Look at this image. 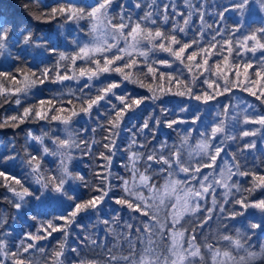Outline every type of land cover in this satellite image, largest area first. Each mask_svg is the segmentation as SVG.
<instances>
[{
    "label": "snow or ice",
    "instance_id": "1",
    "mask_svg": "<svg viewBox=\"0 0 264 264\" xmlns=\"http://www.w3.org/2000/svg\"><path fill=\"white\" fill-rule=\"evenodd\" d=\"M249 3L250 0H233L230 6H224L223 10L217 13L218 21L214 23L222 22L224 14L230 10L243 15ZM257 3L264 11V0H257ZM184 4L188 9L187 12L178 9L174 0L171 4H158L157 0H150L148 3H143V0H134V7L142 12V15L135 20L125 11V5L117 3V0H96V3L87 7L65 3L52 7L50 12L41 13L40 16L35 17L56 19L61 16L65 21L87 19L91 22V32L99 33V35L93 36L92 43L79 46V51L74 55L60 53L59 60L52 69L47 67L41 69L39 65L36 71L28 69L22 86H15L19 85L20 81L11 70H0V78H3L0 81L2 102H7L10 97L15 96L17 106L22 103L21 94L26 96L32 88L44 85L46 81L63 83L77 79L79 82L80 79L86 78L78 89L81 93L77 97L80 104L79 110L73 108L68 116L59 114L49 116L35 107H24L21 113L7 115L0 119V128L19 127L29 117L49 122L58 121L65 126L64 138L50 137L48 132L41 136L28 134L33 141L42 146L44 154L60 157V175L42 176L41 157L31 153H27L22 162L36 176L37 183L67 196L74 202L66 216L57 218L65 221L63 225H56L52 221L42 222L36 233H27L25 238L20 240L15 251L9 248L7 240L9 234L3 231L7 221L0 218V264H9V261L11 264H36L30 259L33 251H38L45 256V264H85L84 259L80 257L79 248H70L67 244L69 230L73 224H76L77 217L81 214L88 212L99 214L107 199H112L116 205L140 213L147 219L142 221L141 226L135 228L134 233L133 225L126 224L128 229L126 234L112 232V225L119 226L118 214L111 219L101 221L114 237L111 246L103 245V264H264V245H261L258 250L253 249L250 243L251 235L243 234L239 229L230 230L226 223L230 219L244 215V211H237L236 206L243 210L256 208L264 212V195L258 199L252 198L257 190L264 193V170L260 167L264 165V159L260 160L259 165L253 162V167L249 169L247 161L242 162L240 156L234 152L231 154L230 161L218 164V160H223L221 154L225 152V142L235 141L238 138L236 135L228 134L227 117L233 108L231 103L221 105V112L217 115L224 118L218 119L210 131L199 133L200 139L194 146L189 143L193 131L191 129L180 138L179 145L169 147L166 143H161L159 148L155 145L149 147L150 141L141 143L136 138L138 133L133 132L125 149L127 162L123 164L130 173V179L117 177L122 181L121 194L110 196L114 187L111 183V164L119 148L117 138L120 135V126L129 112H134L146 101L160 100L162 95L172 93L180 97L189 96L207 104L217 101V97L231 93L234 88H239L264 105V25L250 28L244 35L238 36L243 22L241 27L232 30H222L219 27L213 29V25L205 20L203 3L195 5L192 0H184ZM114 5L120 9L119 12H115ZM194 16L198 17L201 27L195 30L194 38L185 40L184 36L193 30ZM166 25L168 27H164ZM205 26L213 30V35L210 41L202 44ZM13 30L14 26H9L7 20H0V55L8 50V41L12 37ZM223 31L228 32L227 38L223 41L217 40L216 37L223 35ZM121 41L124 42V47L120 46ZM17 44L20 46V52H23L25 47L43 46L35 40L31 29L20 31L19 39L13 42V46ZM50 51L55 54L56 49L51 48ZM20 52L13 58L24 63L26 58ZM156 52L166 53L172 59L161 58L150 62V57ZM225 52L227 55H224ZM257 52L261 55L255 67L251 60L230 61L233 54L239 58L243 53H251L255 56ZM214 56L220 59L213 60ZM137 57L144 58L143 64L147 67L145 78L151 77L152 81H157L155 89L150 82L146 84L143 80L134 78L133 70L140 63ZM65 60H70L73 68L76 69L72 75L68 74L67 66L63 74L58 71L60 61ZM77 60H85L86 65L76 68ZM177 63L187 70V76L182 71L165 72L155 66L160 65L171 69ZM229 69L232 70L231 76ZM23 71V68L16 69V72ZM53 72L56 73L55 77L52 76ZM111 74L118 75L120 80H108L107 76ZM242 75L243 79H241ZM5 81L14 87L6 86ZM124 82L136 84L140 88L146 87L152 95L137 97L131 93H118L116 90ZM198 84L206 87H201V90L197 92L195 89ZM173 87L176 88L175 92H172ZM71 94L75 95V93ZM113 97L119 102L118 105L112 102ZM101 102L110 105V109L97 113L98 116L104 117V121L98 124V128L106 135L101 141L92 140L89 143L87 139L80 138L77 143L71 129L73 117L80 114L91 117L94 109L102 107ZM39 103L51 105L52 101L41 100ZM68 103L72 104V101L69 100ZM240 103L238 101L236 107H239ZM242 103L244 104L243 115L241 117L237 114V121L244 125L258 127L240 130L239 138L256 137L261 128H264V112H257L247 102ZM248 109L252 111L249 112ZM50 111L62 113L67 110L61 106L52 108ZM160 111L165 119L149 117V120L144 121L140 126L139 133L148 130L152 139H155V128L161 124L172 129L173 125L186 122L176 119L167 120L166 109L161 108ZM199 118L198 115L195 116L191 123L195 124ZM92 131L96 132L97 129ZM219 137L223 139L216 143ZM45 138L52 139V143L56 145L55 150H50L44 145ZM94 144L101 145L105 150L98 152L99 158L106 162L102 166L105 174L97 173L100 183L91 186V194L87 199L69 196L64 187L67 180H84L79 173L73 175L69 170V164L73 158L72 149L83 146V154L91 155ZM256 148V141L249 140L238 147L237 152L243 154L245 151ZM138 149H144V151ZM17 158L16 155H0V169H2L0 177H3L5 182L14 181L15 185L19 186L18 189L8 183L4 185L12 196L18 198L8 202L16 209H20L22 207L20 201L32 196L33 193L8 172V168L15 164ZM204 169L211 171L204 172ZM160 176L163 177L164 183L158 187L156 178ZM233 177L241 179L233 180ZM248 177H251V180L245 184L243 178ZM217 188H222L223 193L218 194ZM218 195H222L223 199L218 200ZM5 199L8 200V197ZM209 199L212 207L205 206ZM229 204L232 205L231 208L226 207ZM162 208L167 209L163 220L160 217ZM217 209L220 214L218 217L220 228L211 237V240L216 241L214 244L202 231L198 234L197 227L203 229L208 221L213 219V213ZM201 212L205 215L198 220L197 227H185L181 224L186 216L191 217ZM177 225L180 227L177 228ZM77 226L87 230L85 226ZM249 227L255 230L260 229L262 225L251 223ZM53 232L63 233L64 240L57 243L51 254H46V250L39 247L38 242L52 236ZM97 240L98 238L89 235L84 237L83 242L101 247ZM137 245L140 247L138 248ZM241 250L244 255H233V251L238 254ZM89 264H100V262L91 261Z\"/></svg>",
    "mask_w": 264,
    "mask_h": 264
},
{
    "label": "trees",
    "instance_id": "2",
    "mask_svg": "<svg viewBox=\"0 0 264 264\" xmlns=\"http://www.w3.org/2000/svg\"><path fill=\"white\" fill-rule=\"evenodd\" d=\"M150 0H143V3H148ZM173 0H157L158 4L169 3L171 4ZM178 9L181 11L187 12L188 9L184 4V0H174ZM65 3L78 4L81 6H90L96 3V0H0V20H7L9 26H14L13 34L11 39L8 41V50L4 52L3 55H0V70L8 71L11 70L17 75L19 85L22 86L25 75L28 69L36 71L37 65L41 69L47 67L52 69L59 60L60 53H65L68 55H74L79 51V46L83 44L92 43L94 33L91 32V22L87 19L80 21H65L63 17L58 16L56 19H37L41 13L50 12L52 7L62 5ZM117 3H123L125 5V11L132 15L133 20H135L139 15H142L140 9L134 7V0H117ZM192 3L195 5L204 4L203 11L205 12V20L208 24L213 25V29L219 27L222 30L228 29L232 30L237 27L244 29V25L248 23L245 27L244 33H246L251 28L250 23H255L261 25L264 21V17L254 12L248 7L243 15L237 11H227L224 14V19L222 22L214 23L218 21L217 13L222 11L224 6H230L233 3V0H192ZM115 12H119L120 9L116 8L114 5ZM179 19V18H177ZM256 19V20H254ZM263 25V24H262ZM164 27H168L167 25ZM201 27V22L198 17H193V25L191 31L188 32L187 36H184L185 40H191L196 35L195 30ZM31 29L34 33L35 40L43 45L42 47H25L23 52H20V46L17 44L13 46V42L19 39V33L21 30ZM213 35V30L208 29L205 26V34L201 43H206L211 40ZM240 36V34H237ZM228 32L223 31V35L216 37L217 40L223 41L227 38ZM121 47H124V42L121 41ZM55 48L56 52L53 54L50 49ZM191 51V50H189ZM20 52L26 58V62L22 63L15 60L13 57ZM224 55H227L225 52ZM167 58L172 59L166 53L156 52L150 57L151 60ZM4 61H3V60ZM140 63L137 65V68L133 70L134 78L143 80L146 84L151 83L152 87L155 89L157 87V81H152L151 77L145 78V73H147V67L143 64V57H137ZM199 59V57H198ZM213 60L220 59V57L214 56ZM235 59L236 62H242L244 60H251L253 65L258 62L256 56H249L242 54L241 57L236 58L235 54L230 57V61ZM211 63V61H210ZM85 60H77L76 68L80 66H85ZM67 66L68 74L72 75L76 70L73 68L70 60L60 61V67L58 71L63 74L65 67ZM92 66V65H87ZM158 68L165 72H183L185 76L188 75L187 70L183 65L174 64L173 68H163L160 65H155ZM23 68V72H16L17 68ZM231 69H229V75L231 76ZM251 69L249 72L251 73ZM243 72V69H241ZM56 73L53 72L52 76L55 77ZM86 78L80 79L77 82V79L70 81H64L63 83H52L46 81L44 85H38L32 88L28 94L25 96L20 95L22 101L20 106L15 104V96L10 97L7 102H2L3 98L0 97V119L7 115H14L21 113L24 107H35L38 110H41L47 113L49 116L53 114H59L61 116L70 115V110L73 108L79 110L80 104L77 100V97L81 95L78 89L84 83ZM103 79V77H102ZM108 80H120V77L116 74H111L107 76ZM243 79V75L241 76ZM3 78H0L2 81ZM98 83V82H97ZM6 86L14 87V85L8 84L5 81ZM167 87V85H166ZM201 87H206L199 85L196 87V91L199 92ZM118 93H131L135 96L141 95H152L148 92L147 88H140L136 84L124 82L122 86L116 90ZM176 88L173 87L172 92H175ZM71 93H75L72 95ZM235 97H241L249 102L257 112H264V105H261L254 97L250 96L248 93L241 91L239 88H234L231 93L226 94L225 96L217 97V101H212V104H218V109L214 107L209 108L207 111L203 110V107L206 105L202 101H197L189 96H175L172 93L167 95H162L160 100L156 101H146L134 112H129L123 123L121 124V130L119 138H117V144L119 145L116 155L113 156L111 164V183L114 186L113 191L110 193V196L120 195V186L122 181L117 177H123L125 179H130V173L123 167V164L127 162V152L125 149L128 146L132 138V133H138L137 139L141 143L150 141L149 147L155 145L159 148L161 143H166L169 147L173 145H179L180 138L186 133L187 130H193L192 136L189 141L191 145H195L198 139H200L199 133L205 132L206 130L210 131L212 125L218 120L223 119V116H218L217 113L221 112V105L231 103L233 108L227 117L228 124V134L236 135L238 138L233 140H227L225 142V152L222 153L225 159L228 157L231 160V154L237 153L240 156L242 162L247 161V167L251 169L253 167V162L257 165L260 164V160L264 159V128H261L256 137H248L244 139L239 138L240 130H247L255 127H245L246 125L241 124L237 121L236 116L239 114L242 117V112L239 107H236L237 103ZM52 101V104L47 103L41 105L39 101ZM71 100L72 104H69L68 101ZM112 102L119 104L115 98H112ZM102 107L99 109L93 110V115L91 117L80 114L76 117H73V122L71 124V129L74 136L76 137L77 143H79L80 138L87 139L89 143L92 140L101 141L102 137L106 133L102 132L98 128V124L104 121L103 116H98V112H104L105 110L110 109V105L101 102ZM63 106L67 111L62 113H55L50 111L52 108H59ZM161 108L166 109V119L167 120H183L185 123H178L173 125L172 129L167 128L164 124H161L159 127L155 128V139H152L151 134L148 130H145L143 133H139V128L142 126L143 122L149 120V117H160L164 120L165 116L161 113ZM184 108L185 111L180 109ZM250 112V110H248ZM216 112V113H215ZM214 113L216 115H214ZM199 116V120L192 124L191 121L195 116ZM230 115H232L230 117ZM234 115V117H233ZM233 117V119H231ZM64 125L58 121L49 122L47 120H40L34 117H29L19 127H5L0 128V155L10 154L18 156L15 164L8 168V172L11 175H14L16 179L21 181V184L28 188L29 191L33 193L32 196L25 197L23 201H20L22 207L16 209L13 207L9 200H17L18 198L12 196V193L8 191L5 187V183L16 186L19 189L18 185H15L14 181L5 182L3 177H0V218H3L7 221L3 231L7 232L9 248L12 251L16 250V247L19 245L20 240L24 239L27 233H36L37 229L41 227L42 222L52 221L56 225H63L65 223L62 219H57L62 216H66L73 206V201L69 200L67 196L60 193H56L51 190V188H45L41 183L36 182V176L32 174L31 170L27 167L25 163L22 162L23 158L27 153L41 157V175L44 177L60 175V157L44 154L42 151V146L33 141L29 137V133H32L36 136H41L43 133L48 132L50 137L59 136L60 138L65 137ZM258 127V126H256ZM92 129H97L96 132H93ZM260 135V138H259ZM219 137L216 143L220 142ZM249 140H255L257 143V148L251 151H245L243 154L237 152L238 147L242 146L245 142ZM230 143V145H229ZM44 145L49 147L50 150H55L56 145L52 143V139L45 138ZM83 146L81 148L72 149V160L69 164V170L75 175L79 173L84 177L83 181L78 179H68L65 184V189L69 196L79 197L87 199L91 194V186L99 184L100 181L97 178V173L101 175L105 174L103 171V165L106 163L103 159L99 158L98 152L105 151L101 145L94 144L92 145V154H83ZM139 151H144V149H138ZM86 152V149H84ZM221 154V155H222ZM264 170V165L260 166ZM2 170V169H0ZM241 179V178H239ZM246 184L247 181L251 180V177L243 178ZM164 182L162 176L156 178L157 186L159 187ZM85 185H88L87 187ZM55 193V194H52ZM147 196V192H145ZM264 193L260 190H257L253 194V199L260 198ZM8 197V200L5 199ZM237 211H244V215L237 217L235 222L239 227H243L247 232L245 234L251 235V245L253 249L258 250L261 245H264V212L256 208H249L247 210L240 209L239 206H236ZM167 209H161L160 217L163 220L165 218V212ZM252 211L254 216L248 215ZM119 215V226L112 225V232H124L127 233L128 229L126 224L133 225V233L136 227L141 226L143 220H146L147 217H143L140 213L133 212L126 207L116 205L112 199H107L103 207L100 209L99 214H93L88 212L81 214L77 217L76 224H73L69 230L67 237V244L70 248L77 247L80 250V257L84 259L85 264H89L91 261H99L100 264H103L104 260V251L103 245L111 244L114 242V237L112 232L106 229V226L101 223L104 219H111L115 215ZM33 217L35 219H33ZM248 220V224H244L245 220ZM251 223L261 224L260 229H251L249 225ZM77 225H82L86 227V231L83 227ZM243 225V226H242ZM169 226L170 223H169ZM93 236L98 238L97 242L101 247H95L90 243H84L85 236ZM64 240L63 233L53 232L52 236L48 237L45 240L39 241V247H42L46 250V254H51L52 250L57 246L58 242ZM139 248L140 245H137ZM30 259L34 260L36 264H45V256L38 251H33L30 255ZM9 264L11 262L9 261Z\"/></svg>",
    "mask_w": 264,
    "mask_h": 264
},
{
    "label": "rangeland",
    "instance_id": "3",
    "mask_svg": "<svg viewBox=\"0 0 264 264\" xmlns=\"http://www.w3.org/2000/svg\"><path fill=\"white\" fill-rule=\"evenodd\" d=\"M248 7H250L249 9H252V11L254 10V12L257 11V13H259L260 15H262L264 17V11L261 10L259 4L257 3V0H250V3H249V6ZM254 20H256V19H254ZM256 23L257 22L250 23V24H252L251 25V28H255V27L262 26V24L264 25V21H263V23H261V25H259V24L257 25ZM246 25H248V23L244 25V29H242L241 32L239 33L240 36H242V35L245 34L244 32H245V30H247V27H248V26L245 27ZM248 29H250V28H248ZM95 35H99V33H95ZM244 54L245 55H249V56H253L251 53H244ZM260 55H261V53L260 52H257L255 56L258 58ZM234 99H235L236 103H238V101L241 102L240 105H239V108H240V110H241V112L243 114L244 104L242 102H247L248 104H249V102L246 101L245 99L241 98V97H235ZM212 103H213L212 101L209 102V103H207L203 107V110L204 111H207L209 108H212V107H214L215 109H218V108H216V107H218V104H212ZM248 110H250V112L252 111V109H248ZM215 113H214V115H216ZM231 116L232 115H230V117ZM233 117H234V115H233ZM233 117L231 119H233ZM248 126L249 127H252V125H248ZM245 127H247V125ZM260 133H262V131ZM259 138H260V135H259ZM229 145H230V143H229ZM221 156L223 157V160H218V164H223L224 161H230V159L228 157L225 159V157H224L223 154ZM203 171L204 172H210L211 170L210 169H204ZM237 179H239V177H233V180H237ZM223 191L224 190L222 188H217L216 189V192L218 194H222ZM233 191H235V189H233ZM52 194H55V193H52ZM222 199H223L222 195H218V200H222ZM205 206L212 207V204H211V200L210 199L205 203ZM226 207L227 208H231L232 205L229 204V205H226ZM203 215H205V213L201 212V213H197L196 215L191 216V217L186 216L184 218V220L181 221V224H184L185 227H197V222H198L199 219H202L203 218ZM248 215L254 216V214L252 213V211H250L248 213ZM219 216H220V214H219V211L217 209L213 213V219L210 220V221H208V223L204 226L203 229H200L199 227H197V233L199 234L202 231L206 236H208L210 238V242H212L214 244L216 243V241L215 240H211V237L214 234H216L217 230L220 228V220L218 218ZM185 221H187V223H185ZM235 221H236L235 219H230V220L226 221V223L229 225L230 230H233L234 231L235 229H239L241 233L245 234L247 231L243 228L244 226L242 225L243 227H239L237 225V222H235ZM246 223L248 224V220L247 219L245 220V223L244 224H246ZM179 227H180V225H177V228H179ZM198 239H199V236H198ZM233 255L242 256V255H244V252L241 250L237 254L235 251H233Z\"/></svg>",
    "mask_w": 264,
    "mask_h": 264
},
{
    "label": "bare ground",
    "instance_id": "4",
    "mask_svg": "<svg viewBox=\"0 0 264 264\" xmlns=\"http://www.w3.org/2000/svg\"><path fill=\"white\" fill-rule=\"evenodd\" d=\"M3 60V59H2ZM4 61V60H3Z\"/></svg>",
    "mask_w": 264,
    "mask_h": 264
}]
</instances>
